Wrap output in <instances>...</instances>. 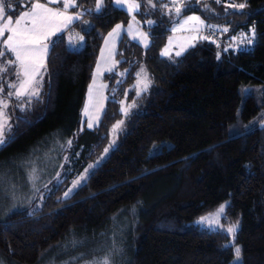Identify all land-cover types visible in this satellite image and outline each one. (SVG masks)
<instances>
[{"label":"trees","instance_id":"16d2710c","mask_svg":"<svg viewBox=\"0 0 264 264\" xmlns=\"http://www.w3.org/2000/svg\"><path fill=\"white\" fill-rule=\"evenodd\" d=\"M136 1L134 17L150 43L121 37L96 127H82V117L100 50L115 25L131 20L114 0H103L99 11V0H78L73 10L82 17L50 39L42 90L15 108L0 163L29 156L60 134L67 176L0 219L6 264H42L77 248L103 253L114 229L127 239L114 264H231L237 247L239 264H264V0H184L179 15L171 0ZM4 2L12 17L28 7L27 0ZM241 3L243 9L230 7ZM193 14L224 44L205 38L180 56H163L172 27ZM70 31L82 34L78 49L69 46ZM9 55L0 57V69ZM142 67L152 84L138 95ZM125 97L134 107L117 146L64 197L71 178L109 143ZM223 204L221 227L194 223ZM237 223L231 236L226 227Z\"/></svg>","mask_w":264,"mask_h":264},{"label":"rangeland","instance_id":"374dc122","mask_svg":"<svg viewBox=\"0 0 264 264\" xmlns=\"http://www.w3.org/2000/svg\"><path fill=\"white\" fill-rule=\"evenodd\" d=\"M130 2H135L134 0H128ZM174 3L175 7L183 8L185 3L184 0H171ZM28 7L22 11L17 17H12L11 15H7L6 13V3L4 0H0V25H3L6 22L7 17H11L13 22H15L23 13L29 12L31 13L35 4H41L44 6L43 9H37L36 11L42 16H49L50 19L48 23L45 25L43 31L57 34L65 29H67L72 23H69L67 27H63L64 24V16H72L74 15V7L65 8L59 2H50V0H27ZM66 3L67 0H64ZM100 2V0H99ZM78 0H75V6L77 5ZM45 9H51L52 13H63L64 16H52L51 13L45 11ZM82 16H79V18ZM137 21V19L135 18ZM138 22V21H137ZM23 24H30V19H25ZM127 31L132 39L139 41L144 46H148L150 41L146 37L145 32L142 33L141 29H139L135 22H130L126 24ZM12 27H15V23H13ZM57 28H60V31H56ZM10 33L5 32V38ZM54 35H49L46 43L49 46L50 51V39ZM203 34L201 33H193L186 35H175L170 36L168 41L165 43L161 50V54L163 56L168 57H176L182 55L185 51H187L190 47L194 46L200 39L203 38ZM208 38H212L207 35ZM82 34L79 31H70L68 33V43L70 48L78 49L80 39ZM111 38V37H110ZM110 38L108 40H110ZM245 39V38H242ZM108 42V41H106ZM243 43L234 41L233 45L238 46ZM165 50L169 53L165 55ZM0 51H4L5 54L9 53L4 46L2 39H0ZM48 51V55H49ZM177 52H180V55H176ZM116 53L117 46L116 43L112 47L111 43H105L104 49L101 53L100 59L98 58L97 64L95 66V72L92 79V82L89 86L88 93L86 96V101L83 109V117H82V127H86L89 129H93L96 127L101 117L104 113L106 103L108 100L107 95V82L105 81V74L108 71H111L116 65ZM10 57L15 59V56L9 53ZM47 55V58H48ZM10 57L8 60H10ZM47 58L45 60V65L47 62ZM7 67V72L0 71V124H3L4 127L2 129V136L6 142L10 130L13 129V114L16 106H21L25 100L31 97H35L34 95H26L17 97L16 95H9V93H15L17 88L12 87L13 84L19 85L20 80L23 79L22 76L17 77L15 73L20 72V68L16 65V69L14 70V65H7L6 61L1 65V67ZM13 69V70H12ZM4 74L7 76L4 78ZM45 74V68H41L39 74L36 76V83L34 84L31 91L38 90L39 93L42 90L43 84V76ZM152 84V79L149 71L146 67L140 68L136 81L134 83V87L138 95L144 93ZM145 85L147 87L145 88ZM134 104L129 101L126 97L121 100V113L122 118L119 119L111 128L110 131V140L107 146L104 148L103 152L92 161L85 170H83L79 175L72 177L68 186L65 189V192H68V196L72 195L76 189L86 181L90 172L96 168L106 157L110 155V153L117 146L119 141V136L126 129V121L128 116L133 111ZM122 122V123H120ZM255 119L251 120V123H254ZM119 123V127L116 125ZM89 124L92 126L89 127ZM264 124V120H263ZM66 138L60 134H56V136H50L47 140H44L41 146L36 149L35 152L31 153L29 156L14 158L13 160H9L6 162L0 163V219L6 218L11 212L15 210H19L29 206L32 201L35 199L38 192L43 188L48 190L51 188V183L54 181L55 183H60L67 176L63 172V165L65 162V150L67 149V144L65 142ZM4 142V143H5ZM0 144V146L4 145ZM92 166V167H90ZM83 178V179H82ZM76 185L75 187L73 185ZM69 189L71 191L69 192ZM43 191V192H44ZM42 194V193H41ZM67 196V197H68ZM65 197V195H64ZM224 205V204H223ZM221 206V205H220ZM220 206L215 209L213 212L203 214L197 217L194 220L196 225L205 228L217 229L222 225V218L224 214L217 215V211ZM211 214V215H210ZM202 217H209L213 220H218V224L209 225L206 222H201ZM229 228L228 226L226 229ZM237 230V229H236ZM120 229L112 231L110 233V237L108 240V244L106 247V251L103 253H93L90 254L87 251L83 250V248H77L76 251L65 253H61L60 256H54L51 259L44 261L42 264H93V262L102 261L105 257H108L110 264H114V260L118 255H123V245L126 244V240L124 238L125 235L120 233ZM236 232V231H235ZM234 232V233H235ZM121 234L122 236L119 240L115 242V234ZM234 233H229L231 236ZM114 240H113V237ZM238 248V247H237ZM60 252H57V255ZM241 263V257L235 258L231 264H239ZM0 264H6L2 257L0 256Z\"/></svg>","mask_w":264,"mask_h":264},{"label":"snow or ice","instance_id":"6c2138e0","mask_svg":"<svg viewBox=\"0 0 264 264\" xmlns=\"http://www.w3.org/2000/svg\"><path fill=\"white\" fill-rule=\"evenodd\" d=\"M50 2H59L63 7H75V0H67L65 3L64 0H50ZM103 0L96 6V10H100V5ZM148 3H151V0H147ZM218 2V0H217ZM133 7L138 10L139 4H134ZM155 8V5H152ZM162 7L167 8V5H163ZM230 7L243 9L245 4H231ZM44 6L41 4H35L31 13L25 12L23 13L15 22L11 19V17H7L6 22L3 25H0V39L7 51L15 56V59L6 60L7 65H18L20 68V72L15 73L17 77L22 76L23 79L20 80L19 85L13 84L12 87L17 88L15 93H9V95H16L17 97L26 96V95H34L38 96L39 91H31L34 84L36 83V76L39 74L41 68H46L45 60L48 55L49 46L46 43L49 35H54V33L43 31L45 25L48 23L50 17L42 16L36 10L43 9ZM46 12L51 13L52 16H64L63 13H52L51 9H45ZM181 7H175V12L177 15L180 14ZM30 19V24H23L22 22L25 19ZM74 19H79V16H64V24L63 27H67L69 23H71ZM191 20L199 21V17H189L185 23H188ZM203 23V21H200ZM13 23H15V27H12ZM149 24L153 23V21H148ZM120 26L118 25L117 28ZM60 28H57L56 31H60ZM115 31V30H114ZM10 33L6 38L4 33ZM111 35V34H110ZM252 35L255 36V30H252ZM83 40V37H80ZM251 43V40L248 41ZM165 55L169 53L165 50ZM176 55H180V52H177ZM5 52L0 51V57H4ZM7 67L0 69V71L7 72ZM147 85H145V88ZM3 91V89H0ZM122 123V122H120ZM92 125L89 124V127ZM4 125L0 124V136H2V129ZM119 127V123L116 125ZM5 141L3 138H0V144H3ZM67 143L70 145L72 142L69 140ZM92 167V166H90ZM83 179V178H82ZM76 186L75 184L73 185ZM71 189H69V192ZM68 192L64 193L65 197L68 196ZM226 205H221L217 211V215L225 214ZM211 215V214H210ZM201 222H206L209 225L218 224V220L210 219L209 217H202ZM239 227L238 223L226 229L228 233H234L236 229ZM240 249L236 248V257L239 258ZM93 264H110L108 257H105L102 261L93 262Z\"/></svg>","mask_w":264,"mask_h":264},{"label":"crops","instance_id":"0c3cea01","mask_svg":"<svg viewBox=\"0 0 264 264\" xmlns=\"http://www.w3.org/2000/svg\"><path fill=\"white\" fill-rule=\"evenodd\" d=\"M135 2H130L128 0H114L115 5L123 10H125L126 12H128L131 16V22H135V25L141 29L142 33L145 32L144 35H146V37L148 38V40L150 41V35L149 33L142 27V25L137 22L135 20L134 14L138 11L136 10L133 5L134 4H138V2L136 0H134ZM74 15L76 16H82L83 12L82 11H74ZM189 17H199V21L197 20H191L188 23H185L186 20H188ZM77 20L74 19L73 22ZM200 21H203V23H201ZM120 26L119 28H117V26ZM127 25L126 24H122L119 23L117 25H115V27L107 34V36L105 37L101 50H100V54H99V59L101 56V53L104 49L105 43H111L112 47L114 46V44L116 43L117 46V50H118V45L120 42L121 37L123 36L124 33H128L127 31ZM115 30V31H114ZM201 33L203 34V38H208L207 35L210 36V29L207 26V23L199 16V15H189L187 17L182 18L178 23H176L173 27H172V34L171 36H175V35H186V34H193V33ZM111 34V35H110ZM130 36V35H129ZM111 37V38H110ZM131 37V36H130ZM110 38V40H108ZM132 38V37H131ZM108 41V42H106ZM117 55V53H116ZM117 63V61H116ZM98 66V64H97ZM116 66V65H115ZM115 68V67H114ZM113 68V69H114ZM109 72V71H108Z\"/></svg>","mask_w":264,"mask_h":264},{"label":"built area","instance_id":"2783aa9c","mask_svg":"<svg viewBox=\"0 0 264 264\" xmlns=\"http://www.w3.org/2000/svg\"><path fill=\"white\" fill-rule=\"evenodd\" d=\"M210 36H211L215 41H217L219 44H224V42L220 39V37H219L218 34L211 33Z\"/></svg>","mask_w":264,"mask_h":264}]
</instances>
